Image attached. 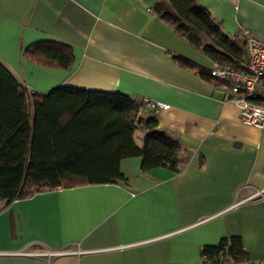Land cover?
<instances>
[{
  "label": "crops",
  "instance_id": "0c3cea01",
  "mask_svg": "<svg viewBox=\"0 0 264 264\" xmlns=\"http://www.w3.org/2000/svg\"><path fill=\"white\" fill-rule=\"evenodd\" d=\"M198 2L230 36L248 29L264 40V0ZM158 9L175 14L166 0H0V63L29 90L68 86L167 104L154 112L184 159L179 172L125 159L116 184L0 200V264H206L202 249L233 236L249 260L228 264H264V128L243 124L222 83L177 60L216 65ZM40 41L71 47L72 68L28 62L24 49ZM143 139L137 131L138 146ZM45 252L61 254L30 255Z\"/></svg>",
  "mask_w": 264,
  "mask_h": 264
},
{
  "label": "trees",
  "instance_id": "16d2710c",
  "mask_svg": "<svg viewBox=\"0 0 264 264\" xmlns=\"http://www.w3.org/2000/svg\"><path fill=\"white\" fill-rule=\"evenodd\" d=\"M166 1L175 14L158 9L160 18L190 45L219 64L238 67L246 60L241 42L198 0ZM23 55L31 64L57 70H70L75 62L71 47L53 41L31 44ZM177 60L212 78L210 70ZM137 131L144 134L142 147L135 140ZM130 158H141L143 171L161 167L179 172L184 160L176 135L159 128L157 115L143 99L68 86L41 95L0 63L1 201L10 204L45 190L116 184L125 180L120 164ZM202 256L206 264L249 260L238 236L205 246Z\"/></svg>",
  "mask_w": 264,
  "mask_h": 264
},
{
  "label": "built area",
  "instance_id": "2783aa9c",
  "mask_svg": "<svg viewBox=\"0 0 264 264\" xmlns=\"http://www.w3.org/2000/svg\"><path fill=\"white\" fill-rule=\"evenodd\" d=\"M236 37L245 48L246 60L240 62L238 67L216 63L209 72L211 77L222 83L229 92L227 102L237 107L243 124L263 129L264 40L248 29H242ZM143 102L148 109L154 111L166 110L170 107L150 98H143ZM20 254L24 255L25 253ZM60 254L58 252H45L30 255L52 258ZM0 255L6 254L0 253Z\"/></svg>",
  "mask_w": 264,
  "mask_h": 264
}]
</instances>
